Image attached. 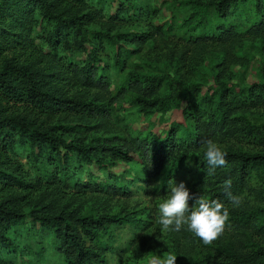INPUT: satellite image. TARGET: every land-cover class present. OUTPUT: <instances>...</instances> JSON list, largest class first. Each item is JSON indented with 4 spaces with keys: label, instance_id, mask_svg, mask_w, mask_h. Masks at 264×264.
<instances>
[{
    "label": "trees",
    "instance_id": "trees-1",
    "mask_svg": "<svg viewBox=\"0 0 264 264\" xmlns=\"http://www.w3.org/2000/svg\"><path fill=\"white\" fill-rule=\"evenodd\" d=\"M240 1L244 0L189 1L191 10L182 22L193 32L187 40L194 46L195 71L199 69L198 58L209 44L224 50L223 58L229 57L234 64H244L250 56L246 49L249 45L242 43L244 39H256L252 46L264 54V0H252L254 20L245 29L238 31L224 22L232 5ZM93 6V0H0V245L10 246L20 255L11 235L18 232L21 238H28L19 232V223L29 217L31 224L26 232L47 230L60 253L61 264H106L112 246L100 236L107 234L112 225L140 222L135 211L87 214L69 205L58 206L51 201L43 204V197L39 201L27 200H34L29 194L37 184L43 186V192L71 188L75 193L87 190L125 196L123 185L101 182L97 186L74 180L76 159L108 168L117 159L123 162L133 159L136 153L145 159L143 162L153 178L163 176L164 184L182 166L193 165L204 181L206 198L218 199L228 206L227 222L245 227L249 223L264 234V123L251 124L246 116L251 108L264 106V58L255 66L257 79L244 86L211 73L214 90L208 96L204 75H201L202 81L188 82L167 69L162 75L128 70L124 84L114 90L115 95L121 90L125 101L134 104L136 111L143 115L163 116L171 109L181 108L183 122L188 119L191 125L171 121L160 135L150 130L144 135H132L122 144L93 143L85 135L67 140L65 134L74 128L69 125L71 121L90 123L108 116L97 98L69 94L64 88L73 79L88 88L107 87L103 70L97 65L101 48L87 51L82 46L85 54L82 66L71 61H67L66 67L60 66L63 56L59 48H69L68 29L76 27L78 34L80 31L87 34L86 24L98 14L95 9L92 12ZM125 7L119 3L120 11ZM38 14L57 23L46 37L47 51L38 48L32 36ZM214 20H217L216 26ZM164 34L163 27L159 26L154 30L136 31L125 42L145 44ZM105 36L116 46L114 65L121 67L122 50L117 38L122 36ZM236 46L239 57H233L230 51L227 53L228 47ZM221 61H211V65L217 66ZM177 67L178 61L174 63V68ZM163 80L167 81L168 89L161 93ZM203 103L209 104L207 109L202 107ZM82 123L79 124L85 125ZM237 133L258 137L261 149L244 151L225 147L222 150L227 154L226 165L210 174L204 150L199 152L201 139ZM16 143L27 150L25 160L31 162L37 177L30 178L22 163L12 158ZM112 177L116 182L118 176ZM226 180L232 181V194L241 198L238 207H232L226 198L223 191ZM176 264H264V247L258 245L245 252L231 241L192 261Z\"/></svg>",
    "mask_w": 264,
    "mask_h": 264
},
{
    "label": "rangeland",
    "instance_id": "rangeland-1",
    "mask_svg": "<svg viewBox=\"0 0 264 264\" xmlns=\"http://www.w3.org/2000/svg\"><path fill=\"white\" fill-rule=\"evenodd\" d=\"M190 0H93L95 6L90 7L98 11L94 20L86 24L88 33L82 31L78 34L77 28H69L67 34L68 49L62 46L59 54L63 56L60 61L61 67H66L67 61L75 63L78 67L82 66L85 60L84 46L87 51L92 48H101V60L97 63L107 82V87H86L76 80L64 84L69 94H82L87 99L97 98V103H102L107 110V117H99L90 123L71 121L69 125L74 128L65 134L67 140L74 139L79 135H85L93 143L112 142L122 144L129 141L135 134L144 135L152 130L161 134L168 127L171 121L182 122L184 125H191V121L183 122L182 109H171L163 116L158 114L143 115L136 111L132 103L125 101V96L120 90L118 95L114 90L124 84L125 73L128 70H140L147 73L162 75L166 69L174 71L175 74L188 82L202 81L201 75L208 81L205 82L209 87L206 96L214 90L211 73L221 74L231 82L244 86L247 82L257 79L255 66L259 59L264 58V54H259L257 49L252 46L256 39L247 38L242 42L249 50L250 56L244 64H234L230 58L224 59L225 51L215 45H208L206 51L198 58L199 69L195 71L192 42L187 40L191 29L183 24V19L190 13ZM119 3L126 7L123 11L119 10ZM116 16V17H113ZM213 18V16H211ZM36 24L33 27L32 36L35 45L43 51H47L45 43L46 37L56 27V22L47 18L36 16ZM252 0H244L232 5L225 23L231 25L236 30H243L253 22ZM217 20H214L216 26ZM159 26L165 32L163 37H154L145 44L126 43L133 38L136 31L154 30ZM67 31V30H66ZM195 33V32H194ZM105 34H118L122 37L117 38L119 48L122 50V66L114 65L113 55L116 46L113 45ZM84 37V38H83ZM233 57H239L238 47L227 48ZM12 51L7 52L10 55ZM203 57V60L200 58ZM222 60V61H221ZM178 61V67L174 68V63ZM211 61L221 63L212 66ZM66 81V80H65ZM64 81V82H65ZM168 89L166 80L161 82L160 92L164 93ZM211 105V102L209 103ZM207 103L202 107L208 108ZM184 102L181 103V107ZM246 116L248 121L254 125L264 123V106L251 108ZM88 126V127H85ZM214 140L222 149L232 146L244 151H256L261 149V142L258 137L247 133H237L236 135H219L210 138ZM204 150L200 146L199 152ZM27 150L20 143H16L12 158L22 163V169L29 174L30 178H35L36 170L27 157ZM145 160L138 153L133 155V159L123 162L119 159L108 168L97 165H89L83 159L77 157L76 171L74 180L78 183L97 185L101 182L116 183L125 187L126 195H108L100 192H78L71 188L60 190L51 189L43 192L40 184L29 194L34 200L41 203L51 201L54 205H69L80 209L82 213L98 214L101 212H117L120 210L135 211L136 217L140 222L124 224L122 226H111L109 232L101 235V240L109 242L112 251L107 253L106 264H149L154 256L163 258L165 254L177 256L176 262L192 261L194 258L202 256L206 252L214 251L218 245L227 242L234 244L242 251L254 250L258 245L264 247V234L251 226H237L226 222L224 231L218 239L211 244L205 245L203 241L187 230L186 226L179 232L161 231L158 223L159 204L162 203L169 194V184L184 182L190 193H199L206 198L204 181L198 177L197 168L186 164L170 178L165 184L163 176L153 178ZM49 168L48 170H50ZM118 176L115 182L114 177ZM29 178V180H31ZM32 181V180H31ZM100 185V184H99ZM193 201H189V205ZM27 205V202H26ZM226 206V205H225ZM228 207V206H226ZM31 224L29 217H25L20 223V233L11 235L12 241L17 245L21 254L13 252L10 246L0 245V264H61L60 253L56 244L52 240V235L42 229L40 232L32 230L26 232ZM38 228V227H36Z\"/></svg>",
    "mask_w": 264,
    "mask_h": 264
},
{
    "label": "clouds",
    "instance_id": "clouds-1",
    "mask_svg": "<svg viewBox=\"0 0 264 264\" xmlns=\"http://www.w3.org/2000/svg\"><path fill=\"white\" fill-rule=\"evenodd\" d=\"M204 157L209 166V173L217 167L226 165V152L214 140L202 138ZM231 180L223 184V191L232 207H238L241 198L231 192ZM189 201L193 204L189 205ZM158 223L161 231L179 232L186 226L187 230L200 238L205 245L211 244L222 235L229 218V208L218 199L209 200L199 193H190L184 182L170 183L167 198L159 204ZM177 256L165 254L154 256L149 264H176Z\"/></svg>",
    "mask_w": 264,
    "mask_h": 264
}]
</instances>
